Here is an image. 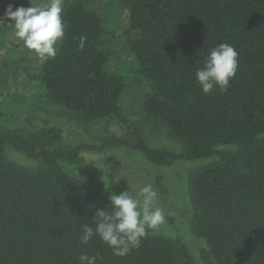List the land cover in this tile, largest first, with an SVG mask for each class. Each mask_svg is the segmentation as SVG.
<instances>
[{
	"label": "trees",
	"instance_id": "trees-1",
	"mask_svg": "<svg viewBox=\"0 0 264 264\" xmlns=\"http://www.w3.org/2000/svg\"><path fill=\"white\" fill-rule=\"evenodd\" d=\"M106 2L128 14L135 75L149 83L139 100L142 113L179 150L149 145L119 106L124 78L110 71L117 56L108 44L109 17L95 0L65 1L64 36L57 55L39 65L37 83L47 102L98 132L75 142L60 127L34 126L28 118L0 126V264H79L82 253L100 257L96 264H193L182 243L150 231L124 256L95 234L87 245L80 242L82 226L95 227V212L111 211L110 194L61 163L113 149L139 153L154 166L211 159L188 175L186 186L191 232L207 244L203 264H264V0ZM9 4L31 6L0 0V16ZM221 43L235 47L238 68L227 91L205 94L195 73ZM11 71L5 69L0 85ZM5 147L41 165L21 167L5 158ZM156 181L164 192L163 178Z\"/></svg>",
	"mask_w": 264,
	"mask_h": 264
},
{
	"label": "rangeland",
	"instance_id": "rangeland-1",
	"mask_svg": "<svg viewBox=\"0 0 264 264\" xmlns=\"http://www.w3.org/2000/svg\"><path fill=\"white\" fill-rule=\"evenodd\" d=\"M32 2L44 4L47 0ZM95 3L101 7L102 16L109 17L106 19L108 44L117 56L110 71L124 78V90L119 99L124 115L140 128L149 145L178 151V142L169 137L163 128L150 124L142 113L139 100L143 93L149 91V83L135 75L137 62L129 53L126 43L129 31L127 12H120L114 4H108L106 0H95ZM0 30V76L7 77L4 74L7 67L13 73L12 77H8L0 85V111L5 114L0 119V126L15 127L28 118L34 126L60 127L64 135L75 142L91 141L98 129L84 127L65 110L47 102L41 94L37 83L38 67L44 59L24 47L23 42L14 36L12 26L3 22L0 23ZM13 63L17 64V70L13 68ZM106 132L108 135L112 133L109 129ZM3 155L9 161L29 170H36L41 165L40 160L28 158L11 147H5ZM210 160L154 166L139 153L127 149H113L104 153H85L81 163L61 164L67 173L82 178L88 186L104 187L110 195L129 191L136 198L142 199L140 189L151 185L157 192V206L163 209L165 222L157 230L149 231L179 241L187 248L193 264H203L201 255L207 249V244L204 239L191 232V205L186 186L188 175L196 168L208 164ZM157 176L163 178L164 192L157 185Z\"/></svg>",
	"mask_w": 264,
	"mask_h": 264
},
{
	"label": "clouds",
	"instance_id": "clouds-1",
	"mask_svg": "<svg viewBox=\"0 0 264 264\" xmlns=\"http://www.w3.org/2000/svg\"><path fill=\"white\" fill-rule=\"evenodd\" d=\"M30 3V7H16L15 10L9 4L3 16H0V23L11 21L9 24L14 28V36L41 59L54 58L58 52V41L64 36V0H47L44 4H35L30 0ZM85 40L86 37H80L81 47ZM238 56L235 47L228 43L210 49L203 67L195 73L202 92L207 94L214 88L221 92L227 91L230 79L238 68ZM140 196L142 199L129 191L111 194V211L109 208L98 209L94 216L95 227L82 226L80 242L87 245L95 234L118 256H124L132 248L139 247L149 230H157L165 222L164 211L157 206L158 195L152 186L142 187ZM77 259L79 264H96L100 257L82 253Z\"/></svg>",
	"mask_w": 264,
	"mask_h": 264
}]
</instances>
